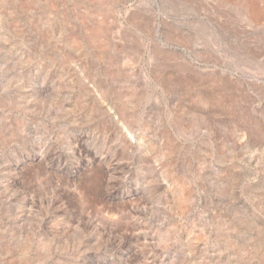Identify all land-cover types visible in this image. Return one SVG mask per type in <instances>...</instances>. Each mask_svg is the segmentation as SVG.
I'll return each mask as SVG.
<instances>
[{"label": "rangeland", "instance_id": "obj_1", "mask_svg": "<svg viewBox=\"0 0 264 264\" xmlns=\"http://www.w3.org/2000/svg\"><path fill=\"white\" fill-rule=\"evenodd\" d=\"M0 264H264V0H0Z\"/></svg>", "mask_w": 264, "mask_h": 264}, {"label": "bare ground", "instance_id": "obj_2", "mask_svg": "<svg viewBox=\"0 0 264 264\" xmlns=\"http://www.w3.org/2000/svg\"><path fill=\"white\" fill-rule=\"evenodd\" d=\"M101 81V80H100ZM104 82V81H103ZM102 83V82H101ZM97 84V83H96ZM98 87V86H97ZM98 100V99H97ZM95 102L97 103V105H99V108H101L102 110V113H104L105 117L111 119V109H107L105 107H103L101 104H99L96 99H95Z\"/></svg>", "mask_w": 264, "mask_h": 264}]
</instances>
